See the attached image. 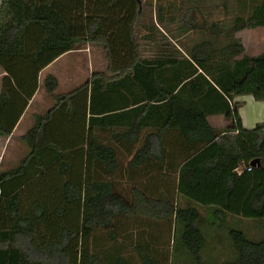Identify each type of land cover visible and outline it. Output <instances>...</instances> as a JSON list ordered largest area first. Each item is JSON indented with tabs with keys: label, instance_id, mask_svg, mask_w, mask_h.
Returning <instances> with one entry per match:
<instances>
[{
	"label": "trees",
	"instance_id": "trees-1",
	"mask_svg": "<svg viewBox=\"0 0 264 264\" xmlns=\"http://www.w3.org/2000/svg\"><path fill=\"white\" fill-rule=\"evenodd\" d=\"M205 1L164 5L157 0H1L0 67L7 75L0 90V136L11 135L37 89L39 72L60 55L79 44H99L107 73H93L73 91L56 96L50 111L36 116L35 125L22 136L32 149L29 155L17 169L0 174V184L6 177L26 186L35 174L59 162L64 149L46 140L44 129L66 105L68 115H74L75 97L89 96L83 109L89 112L86 172L92 176L80 183L69 178L64 182L79 187L74 195H63L66 202L74 199L77 209L69 211L66 204L59 207V202L47 200L24 203L15 190L0 202V264H174L165 244H171L172 255L181 249V264H264V238L251 240L231 226L227 232L234 255L218 261L202 255L200 211L191 203L222 218H264V122L243 128L241 104L235 101L243 95L264 101V52L243 55L241 41L234 38L244 28L264 25V0L253 5L250 14L237 15L230 29L215 22L206 30L208 37L190 45L181 38L184 31L198 28L194 13ZM220 38L228 42L219 46ZM43 84L52 92L57 81L47 75ZM214 114L230 118V126L217 132L207 120ZM146 119H152L155 132L131 163L143 161L140 170L157 173L142 184L144 192L135 191L133 200L157 203L158 214L172 216L173 236L170 226L160 222L159 236L136 233L133 239L125 234L119 254L107 255L99 249L100 241L90 238L98 212L91 207L111 188L98 176L112 175L117 163L115 151L100 143L98 132L104 124L110 127L105 132L115 137L121 120L125 128L120 133L134 139ZM47 151L51 157L39 162ZM149 155L155 160H146ZM33 165L34 173L27 174ZM172 181L174 193L169 189ZM147 182L165 194L147 192ZM179 196L186 201L182 206ZM167 203L169 208L164 207ZM129 207L125 205L126 217L133 213ZM35 219L45 223L36 224ZM164 232L169 233L167 242ZM40 235L42 240L37 239Z\"/></svg>",
	"mask_w": 264,
	"mask_h": 264
},
{
	"label": "crops",
	"instance_id": "crops-1",
	"mask_svg": "<svg viewBox=\"0 0 264 264\" xmlns=\"http://www.w3.org/2000/svg\"><path fill=\"white\" fill-rule=\"evenodd\" d=\"M1 4V0H0ZM243 45V44H242ZM84 62H87V73L84 70ZM105 72L107 73V59L105 51L99 44H79L75 49L70 50L58 58L53 60L45 68H43L38 75L37 89L34 92L31 99L21 115L19 121L15 125L10 136L4 137L0 136V174L7 173L17 169L21 161L29 155L31 152L30 145L22 139V136L35 125L36 116L45 115L55 104V97L68 92L73 91L86 81H88L93 73ZM7 73L0 67V90L2 86L3 78ZM47 75H52L56 81L57 86L52 92H49L44 87V79ZM250 97V99H249ZM239 98V99H236ZM235 101L241 103L238 113L241 118L242 127L245 129H251L258 123L264 122V101H257L251 95L250 96H237ZM248 104H252L251 108L244 111L246 101ZM89 96L79 95L73 99L75 104L74 115H68L67 112L68 105H66L61 111L54 113L53 118L46 125L44 129V136L46 140L51 141L63 147L64 155L63 157L51 166L48 170H43L40 174H35L32 178V182L26 186H19L18 179L3 177L0 184V197L2 199L0 202H4L6 197L12 195L14 191H19L21 200L30 204H44L47 200V204L53 202H59L56 205L61 207V203L66 204V208L70 211L77 209L76 201L72 198L68 202L67 199L63 197L64 194L69 196L74 195L77 188L74 185L66 186L64 184L67 178L73 179L75 182H83L87 176H92V172L89 174L86 172V142H87V122L89 117V112L87 108L84 112L83 104L88 103ZM255 102V104H254ZM257 103V105H256ZM207 120L212 128L217 132H221L228 128L231 124V119L227 118L223 114H214L207 117ZM152 119H146L143 125L140 126V132L134 139H126L120 131H123L125 125L119 120L116 122V136L112 137L105 129H109V126H104L101 124L99 129L98 140L105 146L112 147L115 151V161H117L116 168L119 166V157L122 158V153L125 147L130 145L140 146L135 148L137 150L136 154H133V158L138 155V150H142L144 146L149 143L148 136L155 132V128L152 125ZM99 128V127H96ZM43 153V157L40 158L39 162H45L51 157L50 153ZM140 153V152H139ZM146 160L153 161L155 158L151 155L148 156ZM143 161L138 162L137 166L141 169L144 168ZM89 164L92 165V160H89ZM68 167V174H65L64 167ZM36 165L33 168H29L26 172L27 174L34 173ZM156 171H152L150 168L142 171V175L138 178L140 187L139 192H144V186L147 179H150ZM160 173V171H158ZM157 173V172H156ZM161 175L167 173L161 171ZM20 174V173H19ZM114 174V175H113ZM109 175L105 172L98 176L100 181L104 183H111L110 191L105 192V198L100 203H96L91 207L95 210V228L91 231L90 238L100 241L99 249L106 252L107 255H118L119 242L123 241L125 235V205L126 202L121 200L118 195H113L116 197V202L111 200L112 194H114V189L119 191L118 187L119 180L117 179L116 173ZM154 177V176H153ZM166 178V176L164 175ZM51 181L58 182V184H51ZM156 183L148 184L147 182V192L159 191L165 192L163 189H156ZM83 189L80 191L82 192ZM118 194V193H117ZM148 199H150L148 197ZM21 201V202H22ZM136 204H134L135 206ZM157 203L143 202L136 205L139 214L143 213L149 218L148 221L144 220L150 227V223H162L167 220L163 214L157 213ZM169 216V215H168ZM173 219V218H172ZM160 221V222H159ZM35 223L43 225L45 222L43 219H35ZM144 225H146L144 223ZM146 225V227H148ZM173 225V223H172ZM172 231V230H171ZM142 235L149 236L152 235L150 230L141 229L139 232ZM172 234V232H171ZM143 236V237H144ZM38 240H42V236H38ZM176 253H174L175 255ZM203 254V253H202ZM170 257L172 251L169 253ZM183 257V256H181ZM204 258H213V261H218L220 255L217 253L207 252L203 255ZM182 262H179V264Z\"/></svg>",
	"mask_w": 264,
	"mask_h": 264
},
{
	"label": "rangeland",
	"instance_id": "rangeland-1",
	"mask_svg": "<svg viewBox=\"0 0 264 264\" xmlns=\"http://www.w3.org/2000/svg\"><path fill=\"white\" fill-rule=\"evenodd\" d=\"M157 1L161 4L167 5L169 3L177 2L178 0H157ZM259 2H261V0H206L204 2L203 9H200V11L194 13L196 25L198 28L190 32L184 31L185 35L184 37L181 38V40L186 39L187 41H189L188 43L191 45L193 44L192 42L194 41H199L202 38L208 37V33H207L208 28L215 22L230 29L231 27H233L234 18L237 15L246 16L250 14L252 6L258 4ZM234 38L240 40L241 43L243 44L244 47L243 55L255 56L264 52V25L257 28H244L236 32L234 34ZM227 42H228L227 39L220 38V42L218 44L219 46H222ZM81 67H84V70L87 73V62H84V65H81ZM251 105L252 104H248L246 101L244 111L251 108L252 107ZM137 147H139V149L141 148L140 146H136V145H130L129 147L128 146L125 147L122 153V158L120 159L119 157V161L121 162H119V166L115 169V173L117 179L119 180L120 186L118 187L119 191H117L115 188L114 189L115 192L114 194H112L115 196L118 195L121 200L126 202V205L130 206L129 208L133 212L130 217H126V222H125V228H126L125 234H131L133 239L136 238V233L137 236L138 235L144 236L141 233H139L141 229L150 230L151 234L154 236L160 235V231L154 225L156 221H153L154 223H150V227H149L147 223L144 222V220L148 221L149 218L146 217V215L143 213L139 214L140 211L138 210L134 211V209H136V205L138 204L136 203V205L134 206L135 203L133 197L135 191H138L137 187H140L139 183L141 181H139L138 178L142 175V171H143L140 170V168L137 165L131 163L133 154H136L137 152V150L135 151V148ZM139 151L140 150H138V152ZM173 183L174 181H172L171 186L169 185L170 187L169 189L171 190L172 193H174V188L172 187ZM163 194H165V192H163ZM176 199L178 201V205L180 206L186 203L184 198L180 196L176 197ZM102 200L104 199L102 198L99 199L98 203L102 202ZM191 205L197 207L198 210L200 211L201 217L200 220L198 221V225L202 234L205 237V244L202 249V253H203L202 255L204 254L206 255L207 252L213 251L214 253L220 255V257L218 258L219 260L224 258H230L231 256L234 255L235 250L231 248V239L227 232V227L229 226L238 228L251 240L259 241L264 238V218H243L232 215H228L227 217L222 218L219 215L216 216L213 215L212 210L207 207L201 206L196 203H191ZM169 206L170 203H167V205H165L164 207L169 208ZM172 218H173L172 216H168V219L162 222L165 228L166 227L168 228L170 226L169 228L170 238L173 236ZM144 223L148 227H146ZM163 234L165 238L164 240H166L167 242L169 240L168 239L169 233L164 232ZM165 246L168 251L172 250L171 244L169 246L165 244ZM175 251L176 254L172 256V258L174 264H178L179 263L178 261L181 260L179 256L182 255L180 254L182 251L181 249H176ZM210 260H213V258H211Z\"/></svg>",
	"mask_w": 264,
	"mask_h": 264
},
{
	"label": "built area",
	"instance_id": "built-area-1",
	"mask_svg": "<svg viewBox=\"0 0 264 264\" xmlns=\"http://www.w3.org/2000/svg\"><path fill=\"white\" fill-rule=\"evenodd\" d=\"M250 166H252V164H250ZM250 166H249V167H247V170H249V169H250ZM236 170H237V171H240V168H237Z\"/></svg>",
	"mask_w": 264,
	"mask_h": 264
},
{
	"label": "water",
	"instance_id": "water-1",
	"mask_svg": "<svg viewBox=\"0 0 264 264\" xmlns=\"http://www.w3.org/2000/svg\"><path fill=\"white\" fill-rule=\"evenodd\" d=\"M257 161H258V160L255 159V160L251 161V164L254 165V163L257 162Z\"/></svg>",
	"mask_w": 264,
	"mask_h": 264
}]
</instances>
